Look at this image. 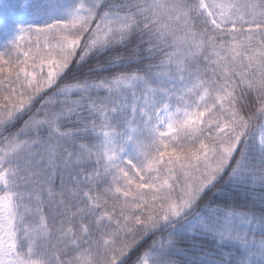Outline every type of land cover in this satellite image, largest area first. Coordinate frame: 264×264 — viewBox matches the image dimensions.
Listing matches in <instances>:
<instances>
[{"label": "snow or ice", "instance_id": "1", "mask_svg": "<svg viewBox=\"0 0 264 264\" xmlns=\"http://www.w3.org/2000/svg\"><path fill=\"white\" fill-rule=\"evenodd\" d=\"M132 253L264 264V0H0V264Z\"/></svg>", "mask_w": 264, "mask_h": 264}, {"label": "trees", "instance_id": "2", "mask_svg": "<svg viewBox=\"0 0 264 264\" xmlns=\"http://www.w3.org/2000/svg\"><path fill=\"white\" fill-rule=\"evenodd\" d=\"M259 196H260V192L259 190H257L255 193H246V194L241 193L238 196L232 197V199H234L238 205H244L248 203V199H246L247 197L255 200L257 207H259ZM135 258H136V253H132L131 256L129 257L128 264H134Z\"/></svg>", "mask_w": 264, "mask_h": 264}]
</instances>
